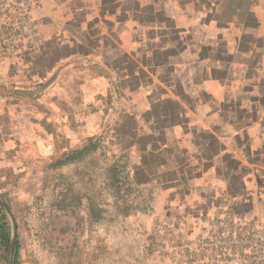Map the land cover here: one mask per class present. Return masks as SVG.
<instances>
[{"label": "crops", "instance_id": "crops-1", "mask_svg": "<svg viewBox=\"0 0 264 264\" xmlns=\"http://www.w3.org/2000/svg\"><path fill=\"white\" fill-rule=\"evenodd\" d=\"M30 18L0 56V168L83 171L109 145L178 258L214 216L264 226V0H41Z\"/></svg>", "mask_w": 264, "mask_h": 264}, {"label": "rangeland", "instance_id": "rangeland-1", "mask_svg": "<svg viewBox=\"0 0 264 264\" xmlns=\"http://www.w3.org/2000/svg\"><path fill=\"white\" fill-rule=\"evenodd\" d=\"M112 158L106 145L80 163L83 171L46 168L37 176L0 168V195L20 242L12 264H187L167 250L162 225L139 200L125 163Z\"/></svg>", "mask_w": 264, "mask_h": 264}, {"label": "built area", "instance_id": "built-area-1", "mask_svg": "<svg viewBox=\"0 0 264 264\" xmlns=\"http://www.w3.org/2000/svg\"><path fill=\"white\" fill-rule=\"evenodd\" d=\"M41 0H0V56L19 53L33 36L31 9ZM187 264H264V226L231 214L214 216L204 233L185 246Z\"/></svg>", "mask_w": 264, "mask_h": 264}, {"label": "trees", "instance_id": "trees-1", "mask_svg": "<svg viewBox=\"0 0 264 264\" xmlns=\"http://www.w3.org/2000/svg\"><path fill=\"white\" fill-rule=\"evenodd\" d=\"M66 161L59 162L58 164H64L66 163ZM10 238H11V233H10L9 224L7 222V218L3 211V208L0 205V258L4 259L5 252L7 251L8 246L10 244ZM19 249H20V242L17 238L15 254H14L15 258L18 256Z\"/></svg>", "mask_w": 264, "mask_h": 264}, {"label": "water", "instance_id": "water-1", "mask_svg": "<svg viewBox=\"0 0 264 264\" xmlns=\"http://www.w3.org/2000/svg\"><path fill=\"white\" fill-rule=\"evenodd\" d=\"M0 204L6 210V213L10 216L11 222H12V232H11L10 244H9L8 254H7V262H6V264H12V256H13V252H14V248L16 244V238H17V227H16V222L14 220V217L12 215V212L1 195H0Z\"/></svg>", "mask_w": 264, "mask_h": 264}]
</instances>
